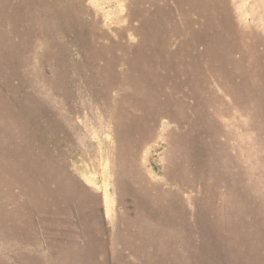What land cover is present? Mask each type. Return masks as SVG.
<instances>
[{
    "label": "rangeland",
    "instance_id": "obj_1",
    "mask_svg": "<svg viewBox=\"0 0 264 264\" xmlns=\"http://www.w3.org/2000/svg\"><path fill=\"white\" fill-rule=\"evenodd\" d=\"M0 264H264V0H0Z\"/></svg>",
    "mask_w": 264,
    "mask_h": 264
}]
</instances>
